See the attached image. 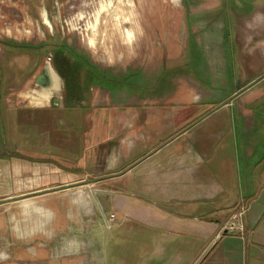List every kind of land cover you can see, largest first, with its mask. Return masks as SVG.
<instances>
[{
	"label": "rangeland",
	"instance_id": "374dc122",
	"mask_svg": "<svg viewBox=\"0 0 264 264\" xmlns=\"http://www.w3.org/2000/svg\"><path fill=\"white\" fill-rule=\"evenodd\" d=\"M71 52L86 61L62 74L56 103L67 106L46 107L59 78L48 62L51 88L39 80L35 87L34 76L45 60L62 69ZM177 100L200 104L204 117L217 109L206 125L226 129L228 148L235 137L241 149L239 136L253 131L264 149V0H0V264H41L75 238L105 250L89 260L118 262L136 238L115 247L117 221L107 226L111 210L100 209L96 189L64 183L92 181L106 165L112 112L157 117L158 106ZM247 101H255L253 118L237 109ZM115 190L113 197L139 192ZM77 197L95 209L85 203L88 218L78 221Z\"/></svg>",
	"mask_w": 264,
	"mask_h": 264
},
{
	"label": "crops",
	"instance_id": "0c3cea01",
	"mask_svg": "<svg viewBox=\"0 0 264 264\" xmlns=\"http://www.w3.org/2000/svg\"><path fill=\"white\" fill-rule=\"evenodd\" d=\"M180 101L158 106L162 111L157 117L125 108L112 112L104 138L106 165L94 171L92 181L74 178L64 183L71 189L87 182L96 189L98 206L108 207L109 217L117 221L111 231L115 247L136 238L119 253L118 262L109 261L110 255L89 260V252L105 250L90 251L75 238L74 244L60 247V256L54 258L51 251L41 264H131V258L133 264H264V149L251 132L254 122L246 121L251 133L239 136L241 149L235 148V137L230 149L226 129L213 132L206 125L217 109L204 117L200 104ZM254 102L238 103L240 114L253 118L247 110ZM101 141L97 136L95 145ZM117 187L139 192L113 197ZM89 199H75L82 211L71 220L88 218L85 203L94 212ZM241 209V230H227Z\"/></svg>",
	"mask_w": 264,
	"mask_h": 264
},
{
	"label": "flooded vegetation",
	"instance_id": "af4514ba",
	"mask_svg": "<svg viewBox=\"0 0 264 264\" xmlns=\"http://www.w3.org/2000/svg\"><path fill=\"white\" fill-rule=\"evenodd\" d=\"M45 11V10H44ZM46 12V11H45ZM47 13V12H46ZM47 16H48V14H47ZM43 24V23H42ZM44 25V24H43ZM45 46V45H44ZM47 46V45H46ZM28 50V49H27ZM39 50H41L40 48L39 49H33V48H30L29 49V51H33V52H30V53H34V56H36L37 58H39L41 55H39L41 52H38ZM61 56V54H57V56ZM68 56V55H67ZM69 56L72 58L71 60H66V61H63V63H60L59 65H61V66H63V68L62 69H60V68H55L54 66V63L52 64V62H51V60L50 61H46L45 60V62L44 63H42V70L43 71H41L40 73H38L37 74V76H36V68H37V65L38 64H35V68H34V72H33V74H35V76H34V85L36 84V82L39 80V82L44 86V87H46L47 89H49V88H51V86H50V83H49V78H48V76H47V72H46V66H45V64H46V62H48L49 63V65L52 67V69L55 71V73H56V75L58 76V78H59V81H60V83H59V87H58V89L57 90H53V89H51L50 90V97H49V99H48V103H47V106L46 107H49V108H52L53 107V105L54 104H60L59 106H62L63 105V107H66L67 106V103H56V102H58L59 100H61V97H62V93H63V91H65V82H64V78H63V76H62V74H65V73H68L69 71H72V66H80L81 64H82V62L85 60L86 61V59H84L82 56H80L79 54H77V53H69ZM68 56V57H69ZM56 57V54H54V58ZM52 58H53V56H52ZM39 60V59H38ZM63 64V65H62ZM35 87H36V85H35ZM54 97H57L58 98V100L56 101V100H54ZM49 101L51 102L50 104H49ZM54 101V102H53ZM41 107H43V106H40V108ZM46 107H44V108H46ZM73 107V106H72ZM75 107H77V106H75Z\"/></svg>",
	"mask_w": 264,
	"mask_h": 264
},
{
	"label": "built area",
	"instance_id": "2783aa9c",
	"mask_svg": "<svg viewBox=\"0 0 264 264\" xmlns=\"http://www.w3.org/2000/svg\"><path fill=\"white\" fill-rule=\"evenodd\" d=\"M243 209H241L239 212L235 213L231 217V221L228 224L227 230H241L240 225H238L237 221L238 218H240L243 215ZM114 220V216L111 215L109 219L107 220V226L109 227V224L112 223Z\"/></svg>",
	"mask_w": 264,
	"mask_h": 264
},
{
	"label": "water",
	"instance_id": "95a60500",
	"mask_svg": "<svg viewBox=\"0 0 264 264\" xmlns=\"http://www.w3.org/2000/svg\"><path fill=\"white\" fill-rule=\"evenodd\" d=\"M70 187H71L70 185L65 186V188H70Z\"/></svg>",
	"mask_w": 264,
	"mask_h": 264
},
{
	"label": "bare ground",
	"instance_id": "6f19581e",
	"mask_svg": "<svg viewBox=\"0 0 264 264\" xmlns=\"http://www.w3.org/2000/svg\"><path fill=\"white\" fill-rule=\"evenodd\" d=\"M49 72V71H48ZM54 83V82H53ZM56 85V84H55ZM57 85H58V83H57ZM33 95V94H32ZM41 95V94H40ZM35 96V95H34ZM44 96V95H43ZM36 98V97H35Z\"/></svg>",
	"mask_w": 264,
	"mask_h": 264
}]
</instances>
